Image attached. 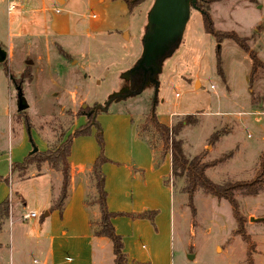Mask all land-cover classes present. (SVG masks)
Segmentation results:
<instances>
[{
	"label": "rangeland",
	"instance_id": "rangeland-1",
	"mask_svg": "<svg viewBox=\"0 0 264 264\" xmlns=\"http://www.w3.org/2000/svg\"><path fill=\"white\" fill-rule=\"evenodd\" d=\"M74 1L73 6L47 5L45 15L59 29L65 28L70 18L79 19L82 25L75 33L48 37L39 29L20 38L8 37L9 24L21 20V15L17 17L19 11L9 14L7 0H0V46L7 53L0 63V177L10 174L13 206L20 201L24 206L25 200L28 205L21 210L22 214L35 208L36 219L42 218L44 212L37 204L40 198L35 185L48 181L46 177L30 176L36 170L34 165L22 176L16 169L11 172L9 160L21 154L13 163L23 161L32 144L40 152L56 148L87 124L89 110L96 107L99 109L93 113L95 118L130 113L137 134L153 149L156 160L162 157V143L147 119L152 104H156V119L165 123L171 119V112L191 114L197 123L184 126L179 135L188 157L204 152L203 160L209 161L232 152L231 158L206 170L212 181L249 180L255 176L264 151V102L249 106L246 77L251 62L247 53L230 39L218 44L204 32L201 12L193 8L178 46L162 62L155 101L150 85L140 94L116 102V95L127 87L123 74L140 56L147 13L153 0L137 1L131 9L130 36L121 38L98 33L87 35L84 30L88 16L102 10L89 8L86 0ZM262 4L263 0H222L209 5V12L217 30L252 36L247 44L264 61V38L260 45V34L254 33L264 20ZM54 8L61 12L55 13ZM105 13L110 17L117 11L108 8ZM218 59L223 78L216 71ZM15 85L21 86L22 100L27 105L21 112L16 108ZM252 89L255 95L264 97L263 71L258 70ZM180 117L174 116L171 124ZM214 131L220 136L210 143L209 136ZM90 133L97 144L96 125H91ZM86 179V199L92 203L95 190L87 176ZM168 179L173 189L172 264H264V220L249 221V217H264V189L252 196L236 193L244 218V235H240L226 200L199 190L189 205L186 194L181 192L183 179L172 176ZM1 182L8 186L6 181ZM90 207L98 210L94 204ZM7 219L0 225L1 252L7 264H15L16 245L10 250ZM98 220L99 211L90 218L92 231L98 228ZM17 224L11 226L15 228ZM189 255L193 258L189 259ZM33 257L26 254V262Z\"/></svg>",
	"mask_w": 264,
	"mask_h": 264
},
{
	"label": "crops",
	"instance_id": "crops-1",
	"mask_svg": "<svg viewBox=\"0 0 264 264\" xmlns=\"http://www.w3.org/2000/svg\"><path fill=\"white\" fill-rule=\"evenodd\" d=\"M10 1L17 2L18 8L9 14L19 11L17 17L21 15V20L16 19L15 23L12 21L11 25L9 24L8 37L24 38L39 29L48 37H61L71 31L75 33L77 28H81L79 19L70 18L66 27L59 29L45 15L47 5L64 6L69 3L73 6L74 0H7V8ZM85 3L91 9L102 10V13L93 12L88 16L89 22L84 30L87 35L98 33L118 35L120 38L129 35L131 12L124 1L86 0ZM263 6L264 0L261 7ZM108 8L116 10L117 13L107 17L105 10ZM54 12L61 11L54 8ZM260 27L261 45L264 38V20L260 22ZM250 104L251 95L249 106ZM174 116L181 115L171 112V119L166 123L161 120L159 122L170 125ZM95 119L102 129L104 155L108 159L101 166L106 206L108 211L119 213L111 222L116 234L122 238L123 253L126 257L124 264H172L170 247L173 189L168 179L171 176L170 155L166 154L156 160L153 149L137 134L130 113L103 114ZM90 134L72 138L68 156V196L61 212L50 209L59 194L61 175L48 166L44 165L38 171L30 173L31 177H46L48 181L35 185L40 198L37 199V204L44 212L38 220L35 208L23 213L35 212L34 218H21V210L28 205L24 198V206L21 201L15 206L12 205L14 193L11 189L10 174L8 183L6 182L10 187L0 182V202L4 199L10 201L7 217V220H10L9 246L11 250L13 244L16 245L15 264H113L110 240L95 236L90 224L91 216L98 213V210H93L84 201L87 192L86 176L99 154L98 145ZM21 156L16 154L15 158L20 159ZM15 158L9 160V169ZM153 210L156 214L152 222L147 218L138 217V214L144 211ZM20 221L23 224H19ZM16 223L19 225L13 228L11 225ZM1 251L0 244V263L7 264ZM26 254L34 255L31 261L26 262Z\"/></svg>",
	"mask_w": 264,
	"mask_h": 264
},
{
	"label": "trees",
	"instance_id": "trees-1",
	"mask_svg": "<svg viewBox=\"0 0 264 264\" xmlns=\"http://www.w3.org/2000/svg\"><path fill=\"white\" fill-rule=\"evenodd\" d=\"M127 5L128 10L136 5L138 0H122ZM222 0H206L201 3V0L196 1V9L201 12L202 24L204 32L212 36L213 39L219 44L225 39L232 40L240 49L247 53L251 66L247 76L248 89L251 95V104L254 106L256 103L264 102V97H258L253 93L252 85L257 77L258 70L264 72V61H262L257 52L250 49L247 42L252 36H240L235 31H221L217 30L212 22V18L209 12V5L215 2H221ZM193 9V8H191ZM191 11V10H190ZM261 27L258 26L254 29V33L260 32ZM217 73L223 78L222 71L220 69V61H217ZM159 75V74H158ZM125 84H129L128 81H124ZM156 104H152V108L147 116V119L152 124L156 133L159 135L162 143V156L170 155V167L171 176L173 178L183 179V186L181 192L186 194L189 205H192L194 193L202 191L203 193L213 196L217 199H224L228 202L233 217L237 224V233L244 235L243 229V216L239 211V204L236 199V193H242L244 195H256L261 189H264V151L261 153L258 161L256 174L249 180H226L220 183L212 181L207 175L206 170L210 167H214L221 164L231 158L232 152H225L220 154L217 158L209 161L203 160L204 152L197 153L192 157H188L182 147V140L179 138L181 130L184 126L194 125L197 123V118L192 117L191 114L181 115V117L173 124L167 125L159 122L156 119L154 108ZM98 111V109H97ZM96 111V113H97ZM96 125V141L99 147V154L91 165V169L88 172L89 183L94 187L95 197L92 203L87 202L85 196V204L87 206L96 205L99 211L98 228L93 230V234L98 237L108 238L112 244L113 264H124L125 254L123 253L122 238L116 234L112 225L111 219L119 213H113L108 211L106 206V191L104 188V174L101 166L107 162V158L104 155V142L101 132V128L95 121L94 114L88 117L86 125L80 127L73 134H71L67 140L61 143L54 149H48L46 151H36L35 153L28 155L19 163H12L10 165L11 172L16 169L19 172V176H22L27 172L28 168L34 165L38 171L42 165L47 164L50 168L58 171L61 175V186L59 194L55 201L50 206V209H56L59 212L62 211L67 196L68 185L70 180V166L68 162L70 144L73 137L81 135H89L91 125ZM220 133L214 131L209 136V142H216ZM8 177H0L1 181L8 183ZM10 201L4 199L0 202V225L9 215ZM156 214V211H144L138 214V217L147 218L151 222Z\"/></svg>",
	"mask_w": 264,
	"mask_h": 264
},
{
	"label": "water",
	"instance_id": "water-1",
	"mask_svg": "<svg viewBox=\"0 0 264 264\" xmlns=\"http://www.w3.org/2000/svg\"><path fill=\"white\" fill-rule=\"evenodd\" d=\"M197 0H153L147 13L146 25L141 39V53L133 65L123 74L124 81L129 86L124 87L116 95V100L125 99L130 95H138L145 88L153 86V100L158 90V74L162 62L176 48L182 38L185 26L190 17L191 8L196 9ZM7 53L0 46V63L6 59ZM17 111L27 108L22 100L21 86L15 85ZM104 107L103 110H106ZM38 148L32 144L29 155ZM264 217H249V221H262ZM189 259L193 256L189 255Z\"/></svg>",
	"mask_w": 264,
	"mask_h": 264
},
{
	"label": "built area",
	"instance_id": "built-area-1",
	"mask_svg": "<svg viewBox=\"0 0 264 264\" xmlns=\"http://www.w3.org/2000/svg\"><path fill=\"white\" fill-rule=\"evenodd\" d=\"M15 9H17V2L10 1L9 5H8V8H7L8 13H10L11 11H13ZM56 12H58V9H56ZM211 88H213V86ZM35 216H36L35 212H28L26 214H23L21 216V218L22 219H28V218H34Z\"/></svg>",
	"mask_w": 264,
	"mask_h": 264
},
{
	"label": "flooded vegetation",
	"instance_id": "flooded-vegetation-1",
	"mask_svg": "<svg viewBox=\"0 0 264 264\" xmlns=\"http://www.w3.org/2000/svg\"><path fill=\"white\" fill-rule=\"evenodd\" d=\"M127 86H129V84L127 85ZM115 101L116 102H118L119 100H116L115 99ZM97 109H99L98 107H96V108H93V109H91V110H89V112H88V115L87 116H90L91 114H93Z\"/></svg>",
	"mask_w": 264,
	"mask_h": 264
}]
</instances>
